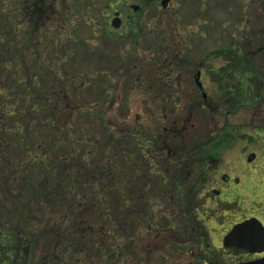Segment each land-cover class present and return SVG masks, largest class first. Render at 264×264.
<instances>
[{"label":"rangeland","instance_id":"1","mask_svg":"<svg viewBox=\"0 0 264 264\" xmlns=\"http://www.w3.org/2000/svg\"><path fill=\"white\" fill-rule=\"evenodd\" d=\"M19 1L0 0V28L6 20H11L15 24L18 31L17 41H19L16 47L18 51L21 50L25 54L28 50L26 51L21 42L25 36V27L33 30V36H35L36 25L28 22V16L20 11V8L22 11L25 7L28 8L29 4L19 3ZM46 3L50 8L38 13L37 18H41L43 21L45 19L44 22L55 19L53 23H48L46 30H50L54 23L58 24V27L62 25L60 22L64 23L63 27L58 28L60 33L53 31L43 34L41 29L37 33L38 37H35V43L31 41L30 45L35 44L36 50L40 52L49 46L46 51L48 52L51 51L54 44L50 38L55 40L54 46L59 47H54L53 55L61 59V64L59 61L61 82L66 80V85L69 90H73L72 95L74 96L75 91L79 94L82 91L79 100L83 104L92 103L99 109L102 108L106 121L109 123L107 132L103 128L104 135L112 134L109 144L103 146V149H95L97 156L101 159L97 165L88 162L92 168L83 166L84 159L80 158L78 154H70V149H66L63 145L51 149L50 144L47 143L44 148L37 149V152L41 154L40 161L36 162H34V157L29 159L28 151L32 148L31 146L29 148L27 144L20 145L18 143L17 147L10 150L7 155L10 160H16L14 158L19 156L17 160L22 164L15 165L16 173L14 174L0 169V225L5 224L3 226L7 227L12 225L10 223L12 221L16 223L18 213H24L25 221L29 223L30 231L32 230L31 242L28 246L30 245L35 253L33 259L30 257L28 260V264H39L40 252L37 246L48 247L51 240H48L45 235L48 232V235H54L53 228L48 229L47 208L41 193L49 190L50 199L56 193L61 179V175L58 173V167L61 164L67 166L73 174L72 182H68L67 178L61 185L62 194L67 197L68 194L75 195L79 190L75 184L76 177L82 176L84 179L91 180L99 178L106 186L114 184L113 194L116 199L118 198L117 200L124 204L118 205L119 208L124 209L120 213V220H124L127 224L126 231L129 235V211L139 212L143 209L144 198H140L142 196L140 189L143 187L142 182H145V177L142 174L148 173L146 163L143 172L138 174V178L136 177V180L140 182H133L131 187L129 185L132 199L127 201L126 196L123 197L119 190L126 186L129 180V154L134 146V142L129 138L132 133H135L132 138L136 142L134 136L137 137L138 143L141 144L144 140L141 141L140 138L145 133H148V136L149 134L156 135L159 140L164 135L161 122L154 114L156 113L154 108L158 110L156 102L152 101V105L149 106L144 97L145 89L139 85L142 80L140 75L143 74L140 68L165 64L175 69L181 68L182 72L189 73L186 66L192 62H198L203 67L202 80L206 91H212L210 97L216 100L212 103L213 108L221 110L214 113V120H210L208 123L201 120V125L198 124V128L196 127L197 129L193 131V134L197 135L196 137H178L182 142V147L189 145L192 138L202 137L206 141L209 140L211 146L220 144L217 145L218 147L216 146L219 150L217 161L212 160L214 171L208 173L210 179H213L211 183L214 182L215 174L217 175L216 179L220 175H225L227 179L236 175L242 180L244 171L240 167L242 165L241 156L253 151L255 160L251 167L255 168L254 171L257 174L252 173L253 176L250 174L248 176L255 183L258 180L264 183V163L262 162L264 159V148H262L264 136L260 137L255 132L258 129H264L263 103L258 102L254 108H251L243 105L238 106V101L230 102V100L225 108L221 107L219 92L216 93L218 78L213 72L215 68L225 63L224 53L228 51V45L234 48L238 46L237 55L239 56L245 49L251 56L253 65L251 67L264 70V59L260 57L261 53L257 50L259 46L264 48V0H168L166 7L161 6V0H48ZM133 4H137L139 8L133 10ZM51 8H54V15H50ZM116 11L119 12L121 23L119 28L112 29L104 21L108 20L110 23ZM260 12L263 14L257 15ZM56 14L58 15L56 16ZM135 18H139L141 28L132 27L131 21ZM3 39L0 38L1 53L4 52L3 45H1ZM9 52L11 53L10 50ZM221 54H223L222 57H219L218 55ZM35 57H32V59L34 58L32 65L38 68ZM85 72L88 76L85 75ZM251 75L254 73L252 72ZM95 79L97 82H94ZM3 83L4 78L0 73V86ZM187 84L193 90L191 95L194 93V88L189 83ZM188 85L186 86L188 87ZM233 85L239 86L238 84ZM170 89L173 88L166 87L165 91L169 92ZM158 91L160 92L156 86L153 92ZM163 92L162 88L161 93ZM10 100L0 97V105L2 102L8 103ZM191 107L193 110L196 109L194 105H190ZM246 111L248 118L244 117ZM27 112L29 111L27 110ZM27 112L24 111L23 115L26 121L30 118ZM67 114H65V118ZM252 117L256 119L255 123L250 119ZM13 121H18V125L21 122L17 116L9 115L6 119L7 123H13ZM100 122L101 120L96 116H81L76 119L75 123L79 127L85 126L93 131L94 127L99 129L98 123ZM225 131L228 134L224 133ZM56 132L53 130V133ZM24 134L22 132L20 135L11 133L9 136L17 138L23 137ZM91 135L93 136L94 133ZM102 135V130H99V136L103 137ZM77 136H80V133ZM57 137V133L52 135L53 139ZM30 139L31 136H28L27 142ZM35 139L37 142L42 141V134H36ZM99 141L102 142V139ZM92 144L94 145V143ZM144 144L146 147L148 145L155 146V142L152 141H145ZM26 145L27 149H25ZM156 145H160V142H156ZM45 154H48V157H44ZM1 158L0 160H7L6 157ZM44 160L47 161L48 169L43 167ZM30 162L34 163V169ZM139 163L142 161L139 160ZM166 163L170 164V161ZM109 164L110 169L107 171ZM27 165L30 167L22 172ZM216 166H218L217 169ZM152 172H157V170L152 169L150 173ZM160 179L161 177L154 175L153 181L148 186L151 189V194L146 198L154 209L163 205L153 198L157 195L155 192L158 191V187L160 188ZM207 182L206 186L209 187L210 180ZM244 186L246 183L242 180L239 188ZM247 196V193L242 194L239 206H235V208L232 206L231 212L223 211L222 219L234 221L240 216L256 214L260 205L262 206L260 210L264 212V192L259 196ZM56 199L57 202L53 205L62 204V202L58 203V200L61 199L60 196H56ZM81 199V196L77 198L78 201ZM212 205L207 203L204 205V209L208 207L207 213L212 214L211 219L216 221V213L213 214ZM54 208L60 210L58 206H54ZM149 210L153 211L151 208ZM50 215H53V212ZM61 218V215H57L51 222L59 221ZM208 226L211 233L217 234L224 228L213 222ZM154 232L153 228L151 238ZM21 233L23 234V232ZM21 241L24 245L27 244L25 239L21 238ZM77 246L79 248V244H76ZM161 248L163 246L158 249ZM97 253L95 250L94 255ZM157 253L154 251L151 253V257ZM18 256L20 264H27V262H23V252H20ZM231 257L236 258L234 255ZM151 262L164 264L163 259L159 260L158 258ZM0 264H8V261L0 262Z\"/></svg>","mask_w":264,"mask_h":264},{"label":"trees","instance_id":"2","mask_svg":"<svg viewBox=\"0 0 264 264\" xmlns=\"http://www.w3.org/2000/svg\"><path fill=\"white\" fill-rule=\"evenodd\" d=\"M46 1L48 0H20L26 5L29 4L28 8L25 7L24 11L20 8V11L28 16V22L36 25L35 36H33V30L25 27V36L21 42L26 51L28 50L27 53L23 54L16 47V44L19 43L17 41L18 31L11 20H6L0 28L2 32L0 38H4L3 44H1L4 52L1 53L0 51V73L4 78V83L0 86V97L11 99L8 103L2 102L0 105V115L2 116L0 118V158L6 157L7 159L6 161L4 159L0 160V169L12 174L16 173L14 170L16 169L15 165L22 163L17 160L19 156L14 158L16 160H10L7 155L13 147H17L18 143L20 145L27 144L29 148L31 146L32 149L28 151V157L30 160L34 157V162L40 161L41 153L37 152V149H42L49 143L51 149L60 145L70 149V154H78L80 158L84 159L83 166L92 168L88 162L97 165L101 159L97 156L95 149H103V146L109 144L112 134L109 133V136L104 135L103 128L107 132L109 123L106 121L102 108L99 109L97 105L92 103L83 104L79 100L82 91L80 94L75 91L74 96L72 95L73 90H69L67 87L66 80L61 82L59 78L61 68L59 61L61 64V59L53 55L54 47H59L54 46L55 40L50 38L54 44L51 51L48 52L46 51L49 46L44 47L45 49L43 48L44 50L40 52L36 50L35 44L30 45L31 41L35 43V37H38L37 33L41 29L43 34L53 31L59 32L58 29H54L56 26L54 24L50 27V30H46L48 23L55 21L54 18L48 22H44L45 19L43 21L41 18H37L38 13L50 8ZM51 7L53 6L51 5ZM50 15H54V8H51ZM131 25L133 28H141L139 18L131 21ZM227 48L231 52V55H226L227 60L232 62L219 67L216 73L219 76L220 88L230 92L234 98H238V88L231 85L242 81L241 68L243 65L240 56L237 55L238 46L234 48L228 45ZM29 49L31 50L29 51ZM35 54H37V57H35ZM32 57H35L38 68L32 65L34 59ZM250 66L252 64L247 59V72H251ZM85 75L88 76L86 72ZM229 89L235 90L236 93ZM24 111L30 116L28 121L24 119ZM66 113L68 114L65 118ZM9 115L19 117L21 121L19 125L18 121L7 123L6 119ZM81 116L98 117L101 120L98 123L99 129L94 127L92 131L85 126H77L76 119ZM53 130H56L58 135L55 139L52 138V135L56 134L53 133ZM99 130H102L103 137L99 136ZM21 132L25 133L23 137L11 138L9 136L11 133L20 135ZM78 133H80V136H77ZM92 133H94L93 136ZM96 133L98 135H95ZM36 134H42L43 140L37 142L35 139ZM28 136H31L29 142H27ZM99 139H102V142ZM27 145L25 149H27ZM44 157H48V154H45ZM30 163L34 169V163ZM42 163L44 164L43 167L48 169L46 166L47 161L44 160ZM28 167L30 165H27L22 172H25ZM109 169L110 164L106 170L109 171ZM58 173H60L61 179L56 193L51 199L49 190L41 193L47 208L48 229L53 228L54 235H48L49 232L46 233L45 237L51 240L48 247L37 246L40 252L39 264H43V262L45 264H129L127 224L124 220H120V213L124 209L118 207L123 202L115 198L112 191V189L114 190V184L106 186L99 178L91 180L84 179L82 176L76 177L75 184H77L79 190L75 195L68 194L67 197V195L62 194L61 185L67 178L68 182H72L73 174L67 166L62 164L58 167ZM119 192L123 197L126 196L127 200L128 185L123 186ZM56 196L61 197L58 203L62 202V204L53 205L57 202ZM79 196L82 197L80 201L77 200ZM54 206H58L60 210L55 209ZM51 212H53V215H50ZM57 215H61L62 218L59 221L51 222ZM17 218L19 226L18 222L14 225L15 222L12 221L10 222L12 225L0 227L1 263L8 261V264H20L18 254L23 252V262L28 264L30 257L33 259L35 255L34 249L30 245L28 246L31 242L30 234L32 233L29 223L25 221L22 212L18 213ZM21 238L27 241L26 245L22 243ZM76 244H79V248L76 247ZM95 250L98 252L96 255H94Z\"/></svg>","mask_w":264,"mask_h":264},{"label":"flooded vegetation","instance_id":"3","mask_svg":"<svg viewBox=\"0 0 264 264\" xmlns=\"http://www.w3.org/2000/svg\"><path fill=\"white\" fill-rule=\"evenodd\" d=\"M262 14L260 12L257 15L261 16ZM115 16H119V12L116 11ZM104 23L114 29L120 27L121 21L116 27L112 25L111 21L109 23L108 20H105ZM60 24L62 25L58 27V24L54 23L56 25L54 29H61L64 23L60 22ZM257 50L261 53L260 57L264 59V48L259 46ZM250 57L245 49L242 50L240 59L243 65L241 68L243 76L238 87V106L254 108V105L259 102L263 103L264 107V70H257L256 67L250 66L251 72H247L246 61L248 59L251 62ZM159 62L162 63V61ZM186 67L189 73L182 72L181 68L175 69L165 64L140 68L143 74L140 75L142 80L139 85L145 89L144 97L147 104L150 106L152 101L156 102L158 110L154 108L156 112L154 114L161 122L164 135L159 140L156 135L149 134L148 136V133H145L140 138L141 141L144 140L141 144L138 143L137 137L134 136L136 142L132 138L135 133H132L129 138L134 142V146L129 154L127 201L132 199L130 196L131 184L140 182L136 180V177L138 178V174L143 172L146 163L148 166V173L142 174L145 177V182L141 181L143 187L140 189L142 193L140 198H144L143 209L139 212L129 211V264H150L151 260H156V258L163 259L164 264H264V262L256 263L257 260L264 259V250L250 251L242 247L223 244V236L236 222L255 216L264 226V212L260 210L261 205L256 214L240 216L234 221L222 219L223 211L231 212L232 206L234 208L239 206L242 194L247 193V197L263 194L264 183L260 180L255 183L248 176V174L253 176L252 173H256L255 168L251 167L255 160V153L250 151L241 156L242 165L239 166L244 171L242 180L246 186L239 188L242 180L236 175L228 179L225 175H220L216 179L217 175L215 174L214 182L211 183L213 179H210L208 173L214 171L212 160L217 161L219 156L217 145L220 144L211 146L209 140L206 141L202 139L203 137L192 138L191 143L184 147L180 142V138L183 136L196 137L197 135H194L193 131L198 128V124L200 126L202 121L208 123L210 120H214V113L221 110L213 108L212 103L216 100L210 97L212 91H206L202 80L203 67L198 62H192ZM252 72L254 75L248 74ZM94 82H97L96 79ZM187 83L194 88V96L190 95L193 90ZM156 86L160 92L154 93L153 89ZM220 86L221 84L218 83L216 93L219 92L221 107L225 108L232 97L229 99V92ZM166 87L173 89L167 92L165 91ZM162 88L164 89L163 93H161ZM190 105H194L196 109L193 110ZM244 117L248 118L247 111ZM250 119L252 122H256L254 117ZM133 127L135 129V126ZM255 132L260 137L264 136L262 128ZM224 133L228 134L227 131ZM145 141L155 142V146L148 145L146 147ZM156 142H160V145H156ZM178 143L181 146L180 144L178 146ZM262 144V148H264V141ZM142 147L143 149H141ZM139 160L142 163H139ZM167 161H170V164L166 163ZM262 162L264 163V159ZM135 165L136 168H134ZM217 168L218 166H216ZM152 169H156L158 174L157 172L150 173ZM154 175L161 179L160 188L158 187V191L155 192L157 195L153 198L163 203L156 209L152 208L151 202L146 198L151 194V189L148 186L153 181ZM207 180H210L211 183H209V187L206 186ZM207 203L213 204L211 207L213 214L216 213V221L211 219L212 214L207 213L208 207L204 209V205ZM129 204L131 205V203ZM150 208L153 211H150ZM17 222L19 226V220ZM211 222L216 225L220 224L224 227L223 230L219 234L211 233L208 226ZM2 226L0 225V227ZM153 228L155 232L151 238ZM218 242L219 244H217ZM161 246L163 248L159 250L158 248ZM251 246L264 247V237L258 236ZM154 251L158 253L151 257V253ZM231 255L236 258H232Z\"/></svg>","mask_w":264,"mask_h":264},{"label":"water","instance_id":"4","mask_svg":"<svg viewBox=\"0 0 264 264\" xmlns=\"http://www.w3.org/2000/svg\"><path fill=\"white\" fill-rule=\"evenodd\" d=\"M168 0H162V4L166 5ZM136 9V5L133 6ZM120 19L118 17L112 20V24L114 26H118ZM264 227L256 218H249L240 223L235 224L232 229L225 235L224 237V245H237L243 248H246L250 251L254 250H263L264 247H253L251 244L255 242L257 237L261 235V238L264 237L263 235ZM262 260H257L258 262H263Z\"/></svg>","mask_w":264,"mask_h":264}]
</instances>
